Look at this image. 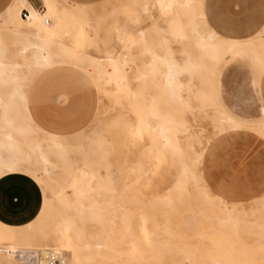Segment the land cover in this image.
I'll list each match as a JSON object with an SVG mask.
<instances>
[{"label": "bare ground", "instance_id": "obj_1", "mask_svg": "<svg viewBox=\"0 0 264 264\" xmlns=\"http://www.w3.org/2000/svg\"><path fill=\"white\" fill-rule=\"evenodd\" d=\"M39 1L42 14L28 0H10L0 11V179L24 174L38 185L42 196L39 212L29 223L0 224V264H180L191 262L202 246L217 253L222 246L239 243L240 236L251 238L249 250L263 262L264 190L245 203L229 202L207 188L199 170L206 146L219 135L246 130L264 140V123L241 124L218 108L210 88L213 71L191 54L219 62L240 42L224 39L206 25L201 0H136L145 16L151 7L165 12L169 29L154 27L157 22L148 32L127 34L126 26L120 31L114 28L117 41L127 42L126 53L119 51L117 59L109 51L91 56L66 41L67 37L75 44L93 37L87 24L91 4ZM21 10L27 12L25 19ZM261 33L264 28L256 41L264 46ZM172 42L179 49L172 48ZM133 48L148 61L135 64ZM129 64L135 66L133 80L139 85L129 92L132 119L126 130L147 138L145 144L139 140L140 170L147 171L145 164L153 159L175 171L174 182L163 195H152L147 207L129 197L136 184L125 176L131 168L125 174L119 171L116 178L99 173L96 165L108 161L106 145L86 126L68 133L48 130L35 121L31 108L35 85L46 75L70 70L90 84L116 87L127 83ZM191 101L210 111L208 134ZM172 106L173 111L164 108ZM158 207L167 215L180 211L178 226L192 238H178L169 223L159 225ZM206 261L233 263L218 256Z\"/></svg>", "mask_w": 264, "mask_h": 264}, {"label": "rangeland", "instance_id": "obj_2", "mask_svg": "<svg viewBox=\"0 0 264 264\" xmlns=\"http://www.w3.org/2000/svg\"><path fill=\"white\" fill-rule=\"evenodd\" d=\"M1 1L3 0H0V2ZM28 1L35 6V9L36 7H41L43 9L39 0ZM138 2H141V0H138ZM87 3L91 4L89 20L87 24L90 28H88V30L92 33L93 37L89 36L90 38L87 37V39L81 40L82 42L77 41L75 44H71L70 39L67 37L66 41L71 46L73 45L72 47L75 50L91 56H103L106 55L105 53H107V51H109L112 54L115 53V58L117 59L119 58V51H121V53H126L124 50V45L127 42L120 43L117 41L114 28L115 30L118 29L120 31L122 26H126L127 34L135 30H144L148 32L149 30H152L151 27H153V23L157 22V24H154V27L157 25L162 31L164 29L165 31L169 29V24L166 18L167 14H165V12L159 9L157 10L155 7H151L149 13L145 16L141 12L140 7L137 5L136 0H87ZM201 3L203 14L205 15V3V9L208 12V22L220 35L226 36L230 34V36L236 37L238 39H242L247 35L245 33L247 27L257 19V17L263 12L264 8V0H201ZM132 19L135 21V24L130 23ZM51 22V19H49L50 24ZM206 25L208 26L207 22ZM186 31L187 35H185L190 39L189 28H186ZM261 35L264 39V33H261ZM256 38L257 37L247 40L244 43H240V47L236 48L231 53L236 55L244 53V51L239 49L243 45L252 48L254 46L264 47L257 44ZM190 41L192 40L190 39ZM218 43L220 42L218 41ZM171 45L172 48L179 49L178 45H176L174 42H172ZM76 46L78 47L76 48ZM130 53L132 59L134 58L133 61L135 64H143L144 62L148 61V57L145 56L143 52L141 53V51L137 48L131 49ZM193 53L191 54L195 57L196 61L199 63H204L209 71H213V74L215 71L213 93L216 103H218L221 107L232 111L239 117L256 118L257 111L254 109V105L255 102L256 104L258 103L256 98H254V87L251 84L253 77L252 65L247 60L231 58L229 56H224V60L221 59L222 61L220 60V63L215 60H211L210 58H202L200 60L198 53ZM177 54V56H180L179 52H177ZM134 68L135 66L132 64H129L125 67L127 83L123 86H108L105 88L98 85H93L92 83L90 84L88 82L86 77L83 78L78 73L70 70L56 71L47 75V82L49 84V89L60 92L63 95H72V98L74 96L75 98L78 97L79 99L83 100V104L86 107L85 123L83 127L86 126L94 137H97L100 141L105 143L106 153L109 156L107 157V163L96 165L98 171L101 170L99 173L104 174L108 172L112 178H116L119 171L122 170L125 174L131 168L130 170L132 172L129 170V173L127 172L125 176L131 184H136H133L132 189H134L129 193V197L134 196L135 198L140 199L143 202V205L147 207L149 200L152 201V195H163L166 189L174 182L175 171L169 166H160L155 159V161L151 159V161L145 164V168H148L147 171L143 172L140 170L141 162H139V159H141V156L139 154L143 151L142 143H147V138H145L144 135L139 134L137 131H130V134V132H127L126 130V125L132 119V113H130L131 107L129 106V92H131L133 88L136 89L137 85H139L135 80H133ZM42 79L37 83L38 85L42 83ZM195 84H197V82ZM138 88L140 87L138 86ZM63 95L55 94L54 98V94H49L46 98V101H50V103H62L65 105L68 103V101ZM211 95L213 98L212 90ZM32 97L31 105L35 98L34 93ZM191 102L195 109V113L200 116V125L204 127L205 134H208L211 130L209 124L210 120L212 119V116L209 114L210 111L207 110L205 112L201 104L196 105L198 103L195 101ZM31 108L33 109V107ZM164 108L165 110L167 109L169 111H173V106ZM137 162H139V164ZM72 163L75 164L74 159ZM149 168L152 170V172ZM135 172H137V176L135 175ZM138 173L144 175L140 176ZM134 178L135 180H133ZM140 184H143V186ZM39 191L40 189L38 190V193ZM134 206V204H131L130 208H134ZM159 208L161 207H158V209ZM158 209L155 218L159 225H161L163 222L169 223L172 225H170V232H175L179 236L178 238H192V236L181 226H178L179 216L181 215L180 211L177 213L168 212L169 215H167V212L163 211L162 208L159 210ZM172 246L186 247L178 243H174ZM251 246L253 247L251 238L240 236L239 243L231 244L228 247L230 253L228 252V248H224L226 246H222V251L219 249L221 253L219 251L217 253H211L209 249H205L207 247L209 248L210 246L205 245L201 247V250L198 252V254L200 253L199 255H197V253L195 254V257L191 259V262L181 261L180 264H205L207 263L206 260H208V257L210 256H218L220 259L226 258L230 260L231 263L233 262L232 264H260L262 262V258L257 252L254 254V251L249 250ZM246 247L249 248L246 249ZM224 250L227 252H224ZM226 253L229 255H226ZM234 253L240 255L236 256L237 254L235 255ZM241 253H244V255ZM249 254L251 257H249ZM257 255L260 257H257ZM165 263L166 261H164L163 264ZM261 264H264V257Z\"/></svg>", "mask_w": 264, "mask_h": 264}, {"label": "crops", "instance_id": "obj_3", "mask_svg": "<svg viewBox=\"0 0 264 264\" xmlns=\"http://www.w3.org/2000/svg\"><path fill=\"white\" fill-rule=\"evenodd\" d=\"M73 1L87 2V0ZM9 2L10 0L1 1L0 11ZM31 5L34 6L32 3ZM204 13L208 26L224 39L243 43L255 38L264 28V8L257 19L247 27L245 31L247 35L242 39L230 36V34L220 35L208 22L205 3ZM239 49L244 53L240 55L229 53L225 57L244 59L252 65L251 84L254 87V98L258 103L255 102L254 105L257 117H239L216 103L213 93L215 71L211 84L213 98L218 108L232 120L246 125H259L264 123V47L254 46L252 48L243 45ZM48 86L46 75L33 92L35 98L32 107L35 121L48 130L60 133L82 128L86 116L83 100L74 96L72 98L69 94L63 95L49 89ZM49 94L63 95L68 103L64 105L47 102L46 98ZM199 170L207 188L224 200L245 203L256 198L264 190V140L246 130L219 135L206 146ZM39 189L38 185L24 174L13 173L2 177L0 179V224L18 227L33 220L41 207L42 196L41 190L38 193Z\"/></svg>", "mask_w": 264, "mask_h": 264}, {"label": "built area", "instance_id": "obj_4", "mask_svg": "<svg viewBox=\"0 0 264 264\" xmlns=\"http://www.w3.org/2000/svg\"><path fill=\"white\" fill-rule=\"evenodd\" d=\"M36 11L40 14L43 13V9L41 7H36ZM27 12L25 10H21L20 11V17H22L23 19L26 18ZM45 23H47V20H45Z\"/></svg>", "mask_w": 264, "mask_h": 264}]
</instances>
